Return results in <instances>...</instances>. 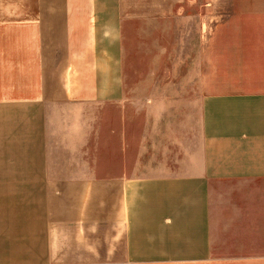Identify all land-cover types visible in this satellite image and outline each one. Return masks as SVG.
<instances>
[{
  "label": "crops",
  "instance_id": "crops-1",
  "mask_svg": "<svg viewBox=\"0 0 264 264\" xmlns=\"http://www.w3.org/2000/svg\"><path fill=\"white\" fill-rule=\"evenodd\" d=\"M205 3L177 93L125 0H0V264H264V0Z\"/></svg>",
  "mask_w": 264,
  "mask_h": 264
},
{
  "label": "rangeland",
  "instance_id": "rangeland-1",
  "mask_svg": "<svg viewBox=\"0 0 264 264\" xmlns=\"http://www.w3.org/2000/svg\"><path fill=\"white\" fill-rule=\"evenodd\" d=\"M130 18L124 23L126 40L125 70L127 79H173L171 90H183V79L201 74V60L197 56L200 38L207 44L213 25L222 20L211 18L210 9L203 0L204 18L199 20L188 10L179 12L178 0H125ZM217 2L218 7L223 5ZM199 33V34H198ZM188 86V85H187ZM186 85V89L188 88ZM192 94L198 84L190 83Z\"/></svg>",
  "mask_w": 264,
  "mask_h": 264
}]
</instances>
